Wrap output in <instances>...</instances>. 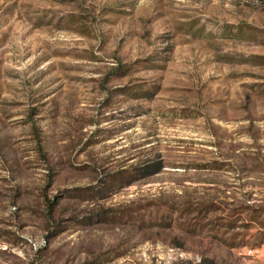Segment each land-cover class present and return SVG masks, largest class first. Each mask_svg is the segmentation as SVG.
Returning a JSON list of instances; mask_svg holds the SVG:
<instances>
[{
	"label": "rangeland",
	"instance_id": "374dc122",
	"mask_svg": "<svg viewBox=\"0 0 264 264\" xmlns=\"http://www.w3.org/2000/svg\"><path fill=\"white\" fill-rule=\"evenodd\" d=\"M0 264H264V0H0Z\"/></svg>",
	"mask_w": 264,
	"mask_h": 264
}]
</instances>
